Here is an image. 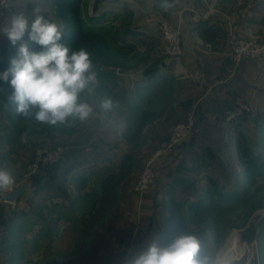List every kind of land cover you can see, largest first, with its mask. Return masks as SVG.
I'll return each instance as SVG.
<instances>
[{
  "label": "rangeland",
  "instance_id": "374dc122",
  "mask_svg": "<svg viewBox=\"0 0 264 264\" xmlns=\"http://www.w3.org/2000/svg\"><path fill=\"white\" fill-rule=\"evenodd\" d=\"M11 1L13 13L23 14L29 24L35 18L34 9L39 8L46 19L62 26L63 37L68 34L71 16L65 0ZM169 1L80 0L79 14L85 27L101 31L109 43L108 58L91 54L99 86L92 95L85 93L81 97L93 109L86 120L70 118L65 123L33 125L17 115L15 105L8 101L11 93L0 85V169L11 173L16 189L27 185L16 201L0 200V264L125 263L126 258H118L123 256L131 215L129 209L121 208L135 205V197L138 199L141 196L134 186L145 163L157 151L166 148L177 124L191 118L195 123L192 133L176 149L167 150L158 159L156 182L146 192L156 190L165 195L170 181L180 179L183 185L175 188L177 197L183 199L185 205H198L213 192L209 178L220 179L217 183L226 196L215 206L209 207L216 219L219 240L216 245L210 231L206 230L209 236L203 250L215 257L218 264L229 259L232 264H243L246 255H241L248 246L242 243L250 241L254 247L250 264H264V172L247 188L238 148V137L244 133L253 153L260 155L264 161V111L259 108L264 103L258 106L253 99L235 97L219 110L218 116L201 119L202 127L199 129V117L195 111L184 119L178 114L181 109V85L159 89V93L163 92L164 101H161L162 98L153 104L152 101H143L131 107L127 102L128 86L124 87L122 82L119 85V77L131 80L139 66L140 76L149 68L145 64L146 55L140 51L131 52V45L138 42L150 44L160 51V57H168L163 52L164 39L159 30V17L167 19L173 27H179L183 35L181 0H175V4ZM134 2H140L145 13L149 9L156 15L161 38L158 36L150 43L142 35L145 24L139 16L136 17L137 8H130ZM151 2L154 4L150 5ZM210 3L217 6L223 15L233 17L240 15L243 0ZM10 20V14L0 18V28L9 24ZM236 37L264 40V37L256 35L234 34L231 48ZM27 40L26 35L24 41ZM18 47L19 43L13 46L0 31V61L10 64ZM229 57L238 65L245 60L261 59L264 54L237 61L230 50ZM169 58L175 63L173 73L181 81V53L177 58ZM239 98L250 101L254 111L226 119L225 112L238 104ZM105 101H111L110 108L102 107ZM165 106L167 110L163 108ZM169 106H173L171 112ZM145 107L154 108V115L134 135ZM58 147L64 149L58 161L41 165L33 171L32 165L39 153ZM127 153L133 155V168L128 177L118 184L116 203L94 223L87 236L82 235L85 221L90 218L91 207L100 196L101 181L119 170L122 158ZM65 171H68L66 179L62 180ZM48 182L51 183L50 188ZM185 190L192 194L184 197L181 191ZM213 197L217 201L215 194ZM158 205L165 212L168 206L165 197ZM190 214L189 218H192Z\"/></svg>",
  "mask_w": 264,
  "mask_h": 264
},
{
  "label": "crops",
  "instance_id": "0c3cea01",
  "mask_svg": "<svg viewBox=\"0 0 264 264\" xmlns=\"http://www.w3.org/2000/svg\"><path fill=\"white\" fill-rule=\"evenodd\" d=\"M212 1L217 3V0L210 2ZM153 2L150 5H153ZM210 2L181 0L183 31L181 81L173 73L175 63L172 59L160 57V51L151 47L150 44L142 45L134 42L136 45L132 46L131 52L140 51L145 54L147 57L145 64L149 68L144 75L140 76L138 72L141 66H139L135 71L134 79L127 81L121 77H119L120 80L118 79L119 85L122 82L124 87L128 86L127 102L130 107L137 106L143 101H152V104L161 98V101H164L163 92L159 93V89H164L165 86L171 89L175 84L181 85V109L178 114L181 115V119H184L190 112L195 111L199 117L197 128L200 129L201 119L218 116L219 110L225 104L232 102L235 97L244 96L253 99L258 106L264 103V57L258 60H245L238 65L234 64L229 57L231 39L234 34L264 37V0H243L240 15L236 14L233 17L223 15L217 6ZM139 3H132L130 8H137L136 17L139 16L145 24L142 35L152 43V39L158 36L161 38L155 21L156 15L154 16L149 9L145 10V13L142 4ZM169 3L175 4L176 2L171 0ZM196 3L206 9L204 16L200 14ZM140 7L141 10L138 11ZM115 79L117 80L116 76ZM169 107V112H171L173 106ZM163 108L167 110L166 106ZM259 108L261 111L263 108L264 111L263 105ZM144 109L152 112L155 110L148 107ZM215 180L221 181L217 178ZM182 181L172 179L165 195L162 191H148L138 199L135 197V205L132 208H121L126 211L129 209L131 216H129V233L124 244L123 256L118 259L129 258L146 250L153 240L157 241L160 246H166L173 240L168 206L165 212H162L158 205L164 197L168 202L171 194L181 202L186 224L190 228L201 227L197 225L194 215L189 210L190 204L185 205L184 200L177 197L175 188L182 186ZM181 193L184 197L192 194L187 190ZM190 213L193 215L192 218H189ZM206 232L205 244L209 236V232ZM66 238H68V232Z\"/></svg>",
  "mask_w": 264,
  "mask_h": 264
},
{
  "label": "clouds",
  "instance_id": "9594fccd",
  "mask_svg": "<svg viewBox=\"0 0 264 264\" xmlns=\"http://www.w3.org/2000/svg\"><path fill=\"white\" fill-rule=\"evenodd\" d=\"M35 18L29 24L23 14L11 17L0 28L13 46L19 43L16 56L7 70L0 72V81L10 84L9 103L18 114L32 115L41 123L56 124L72 120H86L93 109L82 100L99 86L90 53L81 48L72 50L62 43V26L50 21L34 9ZM27 35L28 40L24 41ZM24 41V42H22ZM29 43L41 51H31ZM111 107V101L102 104ZM15 178L0 169V191L10 189ZM125 264H218L215 257L202 250L200 240L193 235H179L166 246L153 240L146 250L126 258ZM223 264H232L225 260ZM243 264H250L244 260Z\"/></svg>",
  "mask_w": 264,
  "mask_h": 264
},
{
  "label": "trees",
  "instance_id": "16d2710c",
  "mask_svg": "<svg viewBox=\"0 0 264 264\" xmlns=\"http://www.w3.org/2000/svg\"><path fill=\"white\" fill-rule=\"evenodd\" d=\"M68 10L71 16V23L68 26V34L62 39V43L66 44L72 50H79L81 48L87 50L90 53V59L92 61L93 70L95 71L94 60L91 57L92 53L100 58L106 59L109 57V43L104 33L99 30H94L85 27L79 14L80 0H65ZM133 45H131L132 48ZM31 51L39 52L41 48L37 45L30 44ZM10 64H4L0 61V72L8 69ZM0 85L3 89L9 93L12 92L9 83L0 81ZM16 110V107H15ZM17 113V111H16ZM22 119L30 122L33 125H42L32 115L24 116L18 114ZM154 115L153 112L145 110L142 112L136 125L135 134H138L146 122ZM238 148L241 154V159L244 164L245 177L247 181V188L254 184L258 175L264 172V161L260 155L253 153L251 147L248 145L247 138L244 133H241L238 137ZM133 168V155L127 153L123 156L120 168L116 173L108 174L101 181V193L97 201L91 207L90 218L87 219V224L84 225L83 235L85 236L88 229L100 218H103L109 210L113 207L118 199V184L123 182L128 175L132 172ZM68 171L63 174L62 180L66 179ZM212 186V194L204 197L198 205L190 204L189 210L194 215L196 223L201 227L192 229L190 228L184 219L182 213V204L177 201L171 194L168 201V210L170 213V220L172 223V236L173 239L179 235H193L196 236L201 242V248L203 250L205 245V231L209 230L214 243L217 245L219 240V230L216 224L215 217L209 211L210 206H215L218 202H221L225 198L224 190H222L213 178H209ZM48 188L51 187V183L48 182ZM217 196V201L213 197Z\"/></svg>",
  "mask_w": 264,
  "mask_h": 264
},
{
  "label": "built area",
  "instance_id": "2783aa9c",
  "mask_svg": "<svg viewBox=\"0 0 264 264\" xmlns=\"http://www.w3.org/2000/svg\"><path fill=\"white\" fill-rule=\"evenodd\" d=\"M9 14L11 15V17L15 15L12 10V1L0 0V18H3ZM157 21L159 24V30L164 39V54H166L168 57L177 58L180 53L182 54V36L180 28L173 27L169 23V21L162 16L159 17ZM231 54L232 57L237 61L244 58L260 57L264 54V40L261 41L256 39H248L245 37H236L232 41ZM177 67L179 66L177 65ZM177 67L175 69H177ZM239 99V102L237 101L238 104L236 103L232 108L228 109L225 112L226 119H232L254 111V105L250 101L245 100L244 98ZM194 125L195 123L191 118L186 122L177 124L173 128L166 148L157 151L151 158H149L145 163L143 169L141 170L139 178L134 186L137 194L142 196L144 192L149 190L155 184L157 179L156 166L158 159L162 156L163 153H166L167 150L173 151L180 143L185 141L187 137L192 133ZM63 154L64 149L60 147L51 151H47L46 153H39L32 165L33 171L37 170L41 165L55 163L62 157ZM15 190L16 186L13 184L10 189L0 191V200L5 199L7 195ZM242 245H247L248 248L246 251H244L241 257L246 255L245 260L250 261L254 253L253 242L244 241Z\"/></svg>",
  "mask_w": 264,
  "mask_h": 264
},
{
  "label": "water",
  "instance_id": "95a60500",
  "mask_svg": "<svg viewBox=\"0 0 264 264\" xmlns=\"http://www.w3.org/2000/svg\"><path fill=\"white\" fill-rule=\"evenodd\" d=\"M195 5L198 8L200 14L204 16L206 14V9H204L203 7H201L197 3ZM26 188H27V185L22 186V187L16 189L15 191H13L9 195H7V197L5 198V200L8 201V202H14V201H16L24 193V191L26 190Z\"/></svg>",
  "mask_w": 264,
  "mask_h": 264
}]
</instances>
